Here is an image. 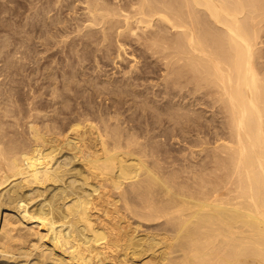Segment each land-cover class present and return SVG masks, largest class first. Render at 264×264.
<instances>
[{
    "label": "bare ground",
    "instance_id": "bare-ground-1",
    "mask_svg": "<svg viewBox=\"0 0 264 264\" xmlns=\"http://www.w3.org/2000/svg\"><path fill=\"white\" fill-rule=\"evenodd\" d=\"M22 1L12 52L33 74L39 51L67 60L43 73L50 103L38 77L26 107L0 88V264H264V0ZM93 59L129 61L89 79ZM186 97L224 114L211 169L162 156L204 126Z\"/></svg>",
    "mask_w": 264,
    "mask_h": 264
},
{
    "label": "rangeland",
    "instance_id": "rangeland-1",
    "mask_svg": "<svg viewBox=\"0 0 264 264\" xmlns=\"http://www.w3.org/2000/svg\"><path fill=\"white\" fill-rule=\"evenodd\" d=\"M9 3H11V2H9ZM13 4V5H12ZM8 6H9V8L11 7V6H13V7H11L9 10H8V12L7 11H4L5 13H2L1 11V13H0V39H5V38H9V40H10V44H9V46H7V45H5V47L6 48H8V50L6 49V48H4V46L2 47L1 45V48L2 49H0V51L1 50H3V52H2V54H0V76L2 75V77H0V80L2 81V83H0V88L3 90H6V89H11V91L13 90V89H15L13 92H15V93H17L16 95L18 96V98H19V104H21V102L23 103V107H26V105H27V101H26V96L29 94V91H30V88H31V86H30V84L29 85H27L28 83H29V80H30V82H32L33 80H34V78L35 77H38V78H40V80L41 81H39V83H40V89H41V91L43 92V94H42V103L43 104H47V103H50V101L49 102H47L49 99H47V97H48V95L46 94V90L49 88L48 87V82H47V79L45 78V76H46V72H49L50 70L49 69H51V68H53L51 71H56V70H58V71H60L59 70V68L58 67H60L61 65H62V63L61 62H66V60L67 59H64L65 57H62V56H64V53L62 52V50H61V48L60 47H58V48H55L54 50H53V54L54 55H52V57L50 56V59H49V62L54 66V67H52V65L50 66V64L49 63H47L48 65H49V67L48 68H46V69H44V67H45V65H46V63H44L45 62V58L43 59L42 58V52L41 51H39L40 53H38V59H39V57H40V59H39V62H41L40 63V68H39V72H40V74H39V72H38V74H35V71H34V74H33V67H32V65H33V58H35V57H33L32 56V50H29V47H28V49H27V46H23V48H25V49H21V50H19L18 51V53L21 55L22 54V52H23V50H24V52H26L27 51V53H29V51H30V53H29V59H27V57H26V60H25V58L23 59V58H20V59H18V57L17 56H20L18 53L16 54V52H14L16 55V57H15V59H14V57H10V55L11 56H13L14 55V53L12 52V51H14V50H18L19 48H22V47H20L19 45H17V40H19L20 38H24V31L22 30V27L20 26V25H18L19 23H21V22H25V20H26V17H25V13H24V15H20L19 14V16L18 15H16V13H13V11L14 12H17V11H22V10H24V6H23V1L22 0H14V2H12L11 4H7ZM13 9V10H12ZM11 10H12V13H11ZM21 16H22V18H21ZM4 24V25H3ZM7 24V25H6ZM22 31H21V30ZM17 32V34H15ZM21 33V34H20ZM6 35V36H5ZM18 36V37H17ZM11 37V38H10ZM19 38V39H18ZM17 39V40H16ZM28 43V42H27ZM132 45H134V44H132ZM132 45H131V48H130V46H128V49H129V51H130V53L132 52V50H134L133 49V47H132ZM135 46V45H134ZM6 51H5V50ZM29 50V51H28ZM128 51V52H129ZM6 52H8V53H10V55H7V53ZM135 52H137V56H138V58L140 57V60L143 62H146V59L147 60H151V58H146L145 56H143L142 54H140V50H136ZM13 53V54H12ZM7 55V56H6ZM140 55V56H139ZM4 56H5V58H4ZM143 56V57H142ZM55 57V58H54ZM60 57V58H59ZM128 57V56H127ZM142 57V58H141ZM11 58H13V59H11ZM131 58V56L129 55V58L128 59H130ZM4 59H5V61H4ZM11 59V60H10ZM30 59H31V61H30ZM42 59V60H41ZM53 59H54V61H53ZM55 59H56V61H55ZM60 59V60H59ZM3 60V61H2ZM7 60H9L10 62H12V60H14V62L15 61H17V62H19V60H20V64H22V66H18L19 68L17 69V67H16V64L15 65H13V66H11L10 67V65H9V63H8V61ZM26 61V63H25V61ZM7 61V62H6ZM23 61V62H22ZM121 61V62H120ZM128 61L129 60H127V59H125L124 61H123V59H121V60H119L118 61V63H121V66L123 65V66H126V64H128ZM152 61V60H151ZM6 63V65H8V67H6V65H3L2 63ZM53 62V63H52ZM58 63V64H56V63ZM127 62V63H126ZM154 62V61H153ZM152 62V63H153ZM16 63V62H15ZM25 63V64H24ZM92 68L90 69V71L93 73V75L92 74H90L89 76H91V77H88L89 79H92V78H94L93 76H94V74H96V75H98L99 73H100V75H104V73H105V75L104 76H102V77H106V75H108L109 76V74L108 73H110V76H113V75H116V76H120L121 77V75H122V73L120 72L119 73V69H120V67L121 66H118V63L116 64V62H114V61H111V60H109V63H107V64H102L99 60H96L95 61V59H93L92 60ZM90 64V63H89ZM102 64V65H101ZM154 65H155V63H153ZM157 64V63H156ZM95 65H97V67H95ZM99 65V66H98ZM104 66V67H103ZM122 66V67H123ZM156 66V65H155ZM119 69H118V68ZM11 69V70H9V69ZM158 68V69H157ZM4 69V70H3ZM48 69V70H47ZM55 69V70H54ZM96 70V71H93V70ZM103 69V70H102ZM105 69H109L108 71H104ZM156 69L157 70H155V72H153L152 74L155 76L156 75V77H160L161 76V73H162V71H161V68H159V67H156ZM7 70V71H6ZM102 70V71H101ZM160 70V71H159ZM14 71H15V73H14ZM44 71V72H43ZM114 71V72H113ZM115 71H116V73H115ZM3 72V73H2ZM95 72V73H94ZM6 73V74H5ZM43 73H46V74H43ZM113 73V74H112ZM118 73V74H117ZM157 73V74H156ZM5 74V75H4ZM16 74V75H15ZM31 74H32V76H31ZM13 77H12V76ZM95 75V76H96ZM8 76V77H7ZM9 76H11V78L9 77ZM107 76V77H108ZM29 77H31V78H29ZM153 77V76H152ZM87 78V79H88ZM27 79H28V82H27ZM59 79H61V76L59 77ZM157 79V78H156ZM5 80V81H4ZM13 80V81H12ZM15 80V81H14ZM44 82H46V83H44ZM2 84V85H1ZM45 84V85H44ZM43 85L45 86L44 88H43ZM3 86V87H2ZM15 86V87H14ZM13 87V88H12ZM44 89H46L45 91H44ZM28 92V93H26V92ZM19 92V93H18ZM43 96H44V98H43ZM177 98V97H176ZM187 98V100H185V99H174L175 101H177V102H183V103H187L188 102V106H191L192 107V109H193V107H194V109L193 110H197L195 113H196V115L198 114V116H199V114L201 115L200 116V120L204 123V126L203 127H201L200 128V126H193V130L192 131H190V132H187L186 133V135L185 134H181L180 132L179 133H177V134H174L173 136H172V138L171 137H168L167 139H166V137L163 135V136H160L159 138H161V142L160 143H162V145H160V143H159V146L161 147H163V145H165V148H161V153L163 154L162 156H164V155H167V153L168 154H171V155H169V157H170V159H171V161H173V160H175L176 159V161H174V163L175 164H177L178 166H179V168L181 169L182 168V165H185V164H189V165H191V166H193L194 164L195 165H197L198 167L196 168V169H200V167L199 166H203L202 165V162L204 163V164H207V162L209 163L208 164V167H210V166H212L213 164H211L212 162H213V160H211L213 157H212V154H213V150H212V148L214 149L215 148V146L218 144V142L221 140V141H223L222 139H223V137H226L227 139H228V137H227V135H228V129H226L225 127H227L226 126V124H225V122H224V119H225V117H224V114H222V111H221V109L218 107V105H216V104H214V102H211V99L209 100V101H206V102H203V100L202 101H197V100H195L193 97H186ZM98 100H100L101 99V101L103 102V103H107V101L109 102V100H107L106 99V101H103V99H104V96H103V98H101L100 97V99H99V97L97 98ZM20 100H22V101H20ZM194 101V102H193ZM213 101V100H212ZM208 102H209V104H208ZM192 103V104H191ZM206 103V104H205ZM212 104V105H211ZM197 105V106H196ZM206 105V106H205ZM202 107V108H201ZM133 108V107H132ZM200 109V110H199ZM214 109V110H213ZM128 112L130 111V110H127ZM200 111H202V112H200ZM218 113H217V112ZM220 111V112H219ZM131 112V111H130ZM200 112V113H199ZM194 113V114H195ZM204 117V118H203ZM206 117V118H205ZM223 125H225V126H223ZM170 126H173V124H169L168 122L163 126V127H167L168 129H170L171 127ZM160 128H158V130H159ZM205 129V130H204ZM201 130V131H200ZM227 130V131H226ZM200 131V132H199ZM224 131H225V133H227V135H225L224 134ZM198 132V133H197ZM202 132H204V133H202ZM200 133V134H199ZM223 135V136H222ZM174 137V138H173ZM190 137V138H189ZM203 137V138H202ZM194 138V139H193ZM196 138V139H195ZM199 138H201V139H199ZM162 139H164V141L162 140ZM173 139V140H172ZM168 140V141H167ZM203 140V141H202ZM206 140V141H205ZM224 140H226V139H224ZM190 141V142H189ZM195 141V142H194ZM220 141V142H221ZM219 142V143H220ZM165 143V144H164ZM168 143V144H167ZM191 143V144H190ZM195 143V144H194ZM213 146V147H212ZM204 147H207V149L206 148H204ZM203 148V149H202ZM163 149H165V150H163ZM168 149H169V151H168ZM201 149V150H200ZM208 149H210V151L208 150ZM165 151H167L166 153H165ZM207 151H209L208 152V154H206L207 153ZM213 151V152H212ZM211 153V154H210ZM173 154V155H172ZM186 155V156H185ZM205 159H204V158ZM181 158H183V160L181 159ZM187 158V160L185 161V159ZM206 158H208V159H210V162H209V160L208 159H206ZM178 160H181V161H178ZM191 160H193V161H191ZM200 160H202V161H200ZM207 160V161H206ZM163 161V163L164 162H166L165 160H162ZM187 161H189V162H187ZM168 162V161H167ZM181 162H184V163H181ZM191 162V163H190ZM192 163H194V164H192ZM168 164H170V163H168ZM211 164V165H210ZM176 165V167H178ZM194 165V166H195ZM184 167V166H183ZM185 167H186V165H185ZM187 168H189V166H187ZM190 168H192V167H190ZM189 168V169H190ZM186 169V168H185ZM210 169H211V167H210ZM184 169L182 168V172H184V171H186V170H184ZM187 172V171H186ZM190 172H192L191 171V169H190ZM10 212H13V210H12V208L10 209ZM5 213H6V209L5 208H2L1 209V215H0V221L1 222H3L4 221V217H5ZM32 217V216H31ZM33 219V218H32ZM31 219V220H32ZM29 221H30V217H29V219H28ZM1 236V235H0Z\"/></svg>",
    "mask_w": 264,
    "mask_h": 264
}]
</instances>
